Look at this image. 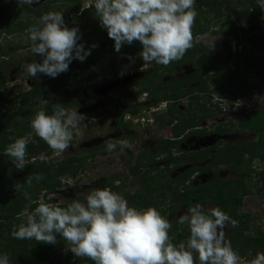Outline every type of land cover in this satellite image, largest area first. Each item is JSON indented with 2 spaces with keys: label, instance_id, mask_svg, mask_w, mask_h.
Wrapping results in <instances>:
<instances>
[{
  "label": "trees",
  "instance_id": "1",
  "mask_svg": "<svg viewBox=\"0 0 264 264\" xmlns=\"http://www.w3.org/2000/svg\"><path fill=\"white\" fill-rule=\"evenodd\" d=\"M239 1L240 5H250L249 8L255 5L258 8L256 12L260 9L255 0ZM58 2L57 0L49 1L37 8L31 6V4L20 7L17 0H12L10 3H0V70L3 77L7 76L10 71V60L18 66L25 65L27 63L26 57L34 55L30 49L31 41L26 30L36 25L40 17L47 12L58 11L63 13L65 23L69 28H79V35L81 36L79 41L93 35L95 37L93 44L97 45L95 48L85 49L86 51L91 49V54L83 62L74 59L68 70L59 74L56 78L47 75L40 76L39 79L35 77L37 80L31 90L19 93L12 99L4 100L0 90V200L8 199L10 202L5 205L4 202L0 201V255L7 254L11 264H94L88 258L74 257L71 254L64 260L55 258L51 261L50 256L53 252L62 254L66 250V245L59 236L57 237L58 243L55 245L37 243L34 239L33 241L17 240L11 236L13 224L18 225L22 222V219H17V214L25 210L28 205L33 204L25 199L23 194L25 189L22 188L16 192L14 187L16 183L23 185L27 176L34 177L36 174H42L44 179L40 182L33 179L32 186L26 190L34 201L41 199V195L44 194L42 198L45 202L57 203L55 199L47 198L48 195H54L56 191L63 187L61 179L82 171L87 161L97 157L99 155L97 151L103 148L102 146L93 148L91 150L93 153L89 157L78 158L73 156L61 162H54L53 156L51 160H46L51 157V154L48 153L51 149L35 135L27 146L26 160L28 163L23 171H18L14 167L11 158L5 155V150L10 143L33 131L30 124L36 112L43 110L51 115L52 105L55 103H60L68 109H72L75 103L78 104L79 101H76V95L80 92V89L71 90L75 79L80 78L83 80L96 77V68L112 71L118 67V60L115 58L117 55L130 56L124 58L121 64L141 69L140 72L146 74L145 77L133 83L136 88V97L148 94V97L153 101L152 107L155 108H159L161 103L167 104L166 116L168 117H160V114H157L154 123L160 128L165 125L172 127L176 139L183 136L186 139L191 135L205 136L208 133L193 132V129L201 127L204 122L216 118L214 114L205 112L204 115L198 114V108L194 107L198 98L197 94L208 91L213 85L218 88L216 91L222 98H229L225 86L230 84V89L243 90L240 96L243 98L247 95L244 89H249L251 85L248 79L251 72H255L254 74L260 80V84H264V71H261L264 68V57H259L260 52L264 50V30L261 36L254 38L255 40L250 38L244 44H241L238 41H241L246 35L244 31L247 25L239 26L235 22L231 27L232 31L226 32L232 37L233 42L224 46L226 63L222 65L219 64V54L212 53L202 46L195 47V38L207 33L211 26L209 21L204 24L200 13H198L195 20L196 24L192 29L193 47L186 52L183 59L172 62L167 67L153 62L151 68L143 69L144 62L139 56L142 51L140 42L136 41L131 45L125 44L117 52L114 47V40L110 39L107 30L100 26L94 7L84 8L81 5L82 0H62L66 3V6L57 5ZM197 3V12H200L205 3L210 5L209 11L211 13L217 12L215 7L217 2L215 0H197ZM249 8L240 14V20H249L256 17L260 18V22L264 25V12L262 14H249ZM257 25V21H255L251 23L250 28L260 30ZM234 29L236 31L240 30V32L237 34ZM17 37H27L28 46L25 51H22L23 53L16 50L17 53L14 54L8 48L13 46L14 43L10 39L15 40ZM25 55L27 56L24 57ZM33 57L31 62H42L43 57L39 58L38 55ZM189 66L193 67L194 72L191 74L183 73L185 67ZM70 70L72 71L69 72ZM232 70H235L234 74L228 77ZM211 72L215 73L212 77L209 76ZM27 77L32 79V77ZM212 79H215L214 82ZM104 83H110V80L105 79ZM0 85H2L1 81ZM100 85L102 84L96 86ZM127 93L130 95V92ZM49 95L52 96L50 100L37 109V106L43 103ZM186 100L189 101L188 111L194 112L190 116L186 114V109L185 111L178 109V106ZM81 101L84 104V100ZM138 114H142V110H122L117 116V127L123 130L138 127L125 119L127 115L136 116ZM216 132L222 135L235 132L254 137V140L236 145L219 142L214 148L185 154L181 157L182 159L185 158L192 163H205L206 161L207 163L203 167H191L172 180H169L170 175L177 168L182 167L184 162L178 164L177 161L181 158L173 155V151L179 148V142L164 140L158 145L156 152L152 153L147 150L137 157L135 165L130 167L129 172L132 176L139 175V179L144 180L145 184L141 187V190L126 193L124 197L129 200V206L138 209L152 206L157 208L165 217L169 212L174 214V210H178L180 207L186 206L188 208L196 203L201 204L204 208L210 205L218 206L244 227L241 229L238 226L229 227V231L234 233L231 237L228 236V241L231 242L233 249L242 258L247 250L252 251L255 255L264 248V234L258 231L253 237L248 235L251 221L249 216L243 213L242 202L244 197L256 191L257 194L264 197V171L258 175L260 178L259 183H263V186L260 188L251 186V184L253 185L254 173L251 170L252 162L257 158L264 160V107L245 117L237 126L232 121L228 124H220ZM119 139H126L133 144L135 136L131 133L115 140ZM120 150V147H117L111 153L101 150L100 155L108 156ZM41 153L48 154L39 157L38 155ZM212 157L213 160L208 162ZM162 160L169 161V163L163 171H159L156 165ZM128 165L130 166L129 163ZM173 165H176V167L170 170ZM227 170L230 171L233 178L225 181L220 177V174L222 171ZM197 174H210L213 175V179L207 183H202L196 178ZM18 176H21V179L16 181L12 179ZM128 177L118 176L103 179L96 188H110L114 192H119L120 185L124 184ZM117 180L121 181L118 186L116 185ZM7 184L10 185V189L4 191L3 185ZM166 193L168 196L165 199L168 203L161 206L158 199ZM177 200L179 201L177 202ZM36 206V204H33L29 211H32ZM165 207L166 209H164ZM183 227L184 225H176L173 231H170L169 234L173 239V243H176L178 239H184L183 236L177 235V232L181 231ZM173 236L176 238H173ZM189 236L190 230L188 228L185 237L188 238ZM245 237H247L246 240H244ZM71 261L74 262L71 263ZM196 264H199L198 257Z\"/></svg>",
  "mask_w": 264,
  "mask_h": 264
},
{
  "label": "clouds",
  "instance_id": "2",
  "mask_svg": "<svg viewBox=\"0 0 264 264\" xmlns=\"http://www.w3.org/2000/svg\"><path fill=\"white\" fill-rule=\"evenodd\" d=\"M33 2L17 0L20 7ZM91 3L88 7H94L100 26L115 42V50L119 52L123 45L138 41L144 64L155 62L167 67L183 59L193 47L192 28L198 16L196 0H91ZM256 5L264 10V0H256ZM26 31L32 53L43 57L40 63L34 61L21 67L29 77L44 74L56 78L68 70L74 59L83 62L91 54V49L86 51L78 43L79 28H69L61 12L43 14ZM96 46L93 44L92 48ZM85 119L78 110L55 103L51 115L43 110L36 112L30 127L53 153L62 154L71 146L74 135L81 134L80 125ZM30 139L31 133L17 138L5 150L18 171H23L28 163ZM105 144L109 153L117 146L121 150L133 147L126 139L108 140ZM33 179L40 182L44 177L27 176L25 184L14 186L16 192L25 189V199L37 205L32 211L25 208L17 214L22 222L12 226L14 239L55 245L59 236L67 251L94 264H196L197 257L199 264H264V252L246 260L225 239V228L229 224L236 227L238 222L218 206L205 209L199 203L190 205L177 221L178 225L188 226L190 236L186 242L176 244L169 234L171 222L155 207L129 206L122 194L110 188L93 189L86 202L73 199L67 206H62L63 201L49 203L43 198L34 201L26 190ZM0 264H11L7 254L0 255Z\"/></svg>",
  "mask_w": 264,
  "mask_h": 264
},
{
  "label": "rangeland",
  "instance_id": "3",
  "mask_svg": "<svg viewBox=\"0 0 264 264\" xmlns=\"http://www.w3.org/2000/svg\"><path fill=\"white\" fill-rule=\"evenodd\" d=\"M49 1H55V0H47ZM59 1L57 5H64L66 6V3L62 2V0ZM211 1V0H210ZM45 2V3H46ZM94 2V1H93ZM89 3H91V0H82L81 5L84 8H87ZM197 0H196V6H197ZM218 6L216 3V10L218 11ZM250 6V5H249ZM248 6V8H249ZM237 10V6L231 5L229 7L230 10H227L226 12L234 11L233 8ZM247 9V5L243 6L240 5L239 8L243 11V8ZM226 9V8H225ZM200 10V9H199ZM200 16L203 20V23L205 24L206 21L211 22L210 29L207 33L201 34L200 36L195 38V47L196 46H204L205 48H208L211 52L213 51L215 54H223V50L221 47V44H227L231 43V36L229 33H226L227 31H232V28H229V24L232 18L233 20L236 19V15H231L229 18L228 15L224 13V11L221 12H210L205 10V7H201ZM230 14V13H229ZM223 16V17H222ZM217 18H222L221 22L217 20ZM237 20V19H236ZM250 22L251 20H239L238 25L239 26H246L244 33L246 34L244 38L238 42L241 44H244L247 39L255 40L254 38H257L261 36L263 33V30H254L252 27L250 28ZM196 23H194L195 25ZM193 25V26H194ZM193 29V28H192ZM235 33H239V31H236ZM224 31V33L222 32ZM27 37L19 38L17 37L15 40L10 39L13 41V46H9L8 50L14 54H16V50H19L18 52L25 51L26 47L28 46L27 43ZM9 40V41H10ZM95 42V37L93 35H89L88 38L79 41L78 43L83 44L85 46V49L91 48L93 43ZM31 49V48H30ZM23 53V52H22ZM25 55L24 57H26ZM33 56L35 55H29V57H26V62L30 63L31 60H33ZM39 58H42L40 55H38ZM128 55H117L115 58L118 60L117 64L118 67L111 72L108 69H98L96 68L97 76L93 78H87L81 80L80 78H77L74 80V84L71 86V90L73 89H80V92L76 95V101H79L78 104H74L72 109L78 110L79 113L84 114L86 119L81 123L80 129L81 134L79 136L74 135L73 141L71 146L67 151H65L62 154H55L52 152V150L48 151V153L51 154V157H49L46 160H51L53 156L54 162H61L65 159H68L70 157H89L93 153L91 150L93 148H99L102 146V149H99L98 156L94 159H89L87 161L86 166L83 168L82 171H78L74 173L73 175H68L63 177L62 184L63 187L55 192L54 195H48V198L51 197V199H55L58 203L63 201L62 206H67V204L71 203L73 199H81V202H86V197L89 194V192L93 189H96L98 186V183L106 178H113L122 176L123 178L126 176H129L126 182L122 185H120L119 180L116 181V185H120V190L118 193L122 194L123 196L126 193L135 192L137 190H141V187L145 184L144 180L139 179L138 176H132L130 175L129 169L131 166L135 165L137 156L140 151H143L146 148L153 147L154 145H158V142L161 140H164L169 137L168 131L169 128L164 127H150V128H138V130H134L135 128H132L131 131L124 132V135H130L131 133L134 134L136 142L133 144L132 148H125L121 151H116L108 156H102L100 155L101 150H106V144L105 142L108 140H114L117 139L119 136H121V130L115 126L116 122V115L120 110H134V109H141L143 110L142 115L148 116L151 120H153L155 116V112H157V109L155 107H152V99H146V96L144 97H136V88L132 86V84L143 77H145V73H140V71H135V68L128 67L126 65L121 64V60L124 58H129ZM1 59V58H0ZM219 64H224L226 62V56L219 58ZM26 63V64H27ZM24 64L16 65L15 62L10 60V71L8 72L7 76H4L1 74L0 70V81L2 82V85H0V90L2 92L3 99L9 100L15 97L19 93L26 92L30 90L35 81L37 79L32 78L29 79L25 73L21 71V67ZM153 66L152 64H143L144 69H149ZM137 70V69H136ZM70 70L69 72H71ZM194 69L193 67L189 66L186 67L183 71L185 74H191L193 73ZM182 73V74H183ZM129 74V76H128ZM214 72L210 73V77L214 76ZM180 75V74H179ZM40 76H46L44 74H39L37 78L39 79ZM108 78V79H114L115 81L112 84L103 85L100 87H95L94 85L99 83L101 79ZM211 80V78H210ZM215 79H212V81ZM251 81V80H250ZM8 83V84H7ZM251 83V82H250ZM228 87V84L225 86ZM213 91V88H210V93ZM230 97L231 98H238L240 95V91H235L234 89H230ZM130 92V95L127 93ZM247 96L243 98V102H254L255 105L259 106L258 98L264 99V87L262 86H254L250 89L246 90ZM128 94V95H127ZM212 94V93H211ZM113 96L112 102H105L103 99L105 97ZM213 97H211L210 94L207 92L204 95L197 96V100L195 102L194 107L198 108V114L204 115L205 113L209 114H218V109L212 107V106H222L224 108L229 107L230 102L228 101L226 104L224 103H216V101H220L216 94H212ZM52 96L49 95L45 98V101L41 103L39 106H37V109L42 107L46 101L50 100ZM121 98L123 100H121ZM214 98V99H213ZM101 99V100H99ZM216 99V100H215ZM84 100V104L81 103ZM163 104L160 110H162L160 114V117L166 116V108ZM189 101H183L179 106L178 109L186 111V114L189 116L192 115L193 111H188ZM235 113L233 111L232 114H229L227 118H234ZM226 118V119H227ZM135 122L137 123L138 117H135ZM224 119H220L219 121H223ZM236 125L239 123V119H235ZM153 122V121H151ZM208 122V121H207ZM213 123V122H212ZM211 123V124H212ZM204 124V128L208 129L209 131L213 130L214 124ZM33 132V133H32ZM31 132V139L34 138L36 135L34 131ZM219 140L224 141L227 145H234L238 143H247L252 140H254V137L250 136H244L241 134L233 133L230 136H219L217 134H210L207 138H194L190 141L189 146L186 147L191 151V147L195 149H207L216 146L217 142ZM192 144V146H190ZM119 147V146H117ZM48 153H41L38 155L39 157H43ZM240 154V153H239ZM184 162V163H182ZM130 164V166L128 165ZM178 164L182 163V167L177 168L169 177V180L174 179L179 174L184 172L185 170L190 169L191 167L195 166L199 168L203 164L199 163H191L188 160H178ZM167 162L166 161H159L156 167L159 168V171H163L166 168ZM263 165V161L257 160L252 162L251 170L255 171L256 168ZM176 167V165H173L170 167V170H173ZM258 172V171H257ZM221 177L223 180L227 181L228 179H232L233 177L228 171H224V173H221ZM13 180H19L21 179V176L13 177ZM197 179L201 181L202 183H207L210 180L213 179V175H199L197 176ZM257 179V178H256ZM256 181V180H255ZM252 183L253 180H252ZM252 187L256 188L255 186L261 187L260 185H257L255 182V185H252ZM10 189V185H3V190L8 191ZM257 192V191H256ZM44 196V194L41 195V198ZM168 194H164L158 199L161 206H165L168 201H166L165 198H167ZM2 203L4 202L5 205L9 204L10 202L8 199H2L0 200ZM129 202V200L127 199ZM179 200H177L178 202ZM166 202V203H165ZM130 203V202H129ZM33 204L28 205L26 208L28 211L31 209ZM244 210L251 216V218L254 220L253 227L260 228L262 230V233L264 234V197L263 195H257L256 193H253L252 195L244 198ZM167 207V206H166ZM166 207L164 209H166ZM211 207H215L214 205L207 206L206 209H209ZM187 209L186 206L180 207L178 210H174L173 212H169L166 215V218L169 219V221L172 224V229L170 231H173L174 226L178 225L177 221L180 215L184 213V211ZM260 222V223H258ZM188 226L184 225L183 229L181 231L177 232L178 236H183L184 239H178L176 242L179 244L180 242H186L187 239L185 237V233L188 231ZM226 229V228H225ZM253 231V230H252ZM257 234V233H256ZM173 238H176L173 236ZM247 238H244L246 240ZM33 241V240H28ZM74 256L73 253L70 251H63L61 254L60 252H53L51 254L50 260H54L55 258H59L60 260H64L69 255ZM75 257V256H74ZM252 257L249 253V256L245 258L246 260H251ZM74 261H71L73 263Z\"/></svg>",
  "mask_w": 264,
  "mask_h": 264
},
{
  "label": "flooded vegetation",
  "instance_id": "4",
  "mask_svg": "<svg viewBox=\"0 0 264 264\" xmlns=\"http://www.w3.org/2000/svg\"><path fill=\"white\" fill-rule=\"evenodd\" d=\"M216 2H217V5L219 4V6H218V13L219 12H221V11H224V13L226 14V15H228L229 16V18L231 17V15H236V19L235 20H233V18L231 19V20H229L230 21V24H229V28H231V27H233V24L236 22L237 24L239 23V20H240V18H239V16H240V14L245 10H247L248 9V6L249 5H247V9L244 7L243 8V11L239 8V6H240V1L239 0H215ZM255 3H256V0H255ZM234 4H235V6H237V10L235 9V7L233 8V10L234 11H232L231 10V12H226L227 10H230L229 9V7L231 6V5H233L234 6ZM203 7H205V10H207V11H209L210 10V5L208 4V3H205L204 4V6ZM226 8V9H225ZM256 9H258L255 5L253 6V7H250L249 8V10H248V12H249V14H256V13H258V14H262V12H264V11H262V9L260 8L259 10H258V12H256L257 10ZM230 13V14H229ZM223 17V16H222ZM260 18H256V17H252L250 20H251V22H250V25H251V23H253V22H255V21H257V26H259V29L260 30H264V25H262V23L260 22V20H259ZM217 20L218 21H220V23H223V22H221V20H222V18H217ZM248 21V20H247ZM249 25V24H248ZM247 25V26H248ZM223 33H224V31H222ZM231 40H232V37H231ZM232 42H233V40H232ZM228 44V43H227ZM226 44H221V47H222V50H223V54H219V58L220 57H223L224 56V53H225V50H224V46H225ZM202 47H204V46H202ZM205 48V47H204ZM205 49H208V48H205ZM209 50V49H208ZM210 51V50H209ZM211 52V51H210ZM212 53H214L213 51H212ZM122 61V60H121ZM226 63V62H225ZM224 63V64H225ZM223 65V64H222ZM192 67V66H191ZM186 68V67H185ZM137 68H135V71H141V69H137ZM144 69V68H143ZM234 71L235 70H232L231 72H230V74H229V76L228 77H231L232 76V74H234ZM261 71H264V68H262L261 69ZM111 72V71H110ZM194 72V71H193ZM141 73V72H140ZM143 73V72H142ZM255 72H251V73H249V80H251V81H249V82H251L250 84V88L251 87H254V86H262V87H264V84H260V80L255 76V74H254ZM215 75V74H214ZM128 76H129V74H128ZM105 79H107L108 81L110 80V83H104V81H105ZM115 80L114 79H108V78H104V79H101L100 81H99V83H97V84H95L94 85V88L96 87L97 88V86L96 85H99V84H102V85H100V86H103V85H107V84H112L113 82H114ZM137 82V81H136ZM213 82H214V80H213ZM104 83V84H103ZM135 83V82H134ZM8 84V83H7ZM100 86H98V87H100ZM132 86H133V84H132ZM134 87V86H133ZM210 88H213V91L211 92L212 94L214 93V94H216L217 95V97L219 98V100L220 101H216V103H224V104H226L228 101L230 102V104H229V107H228V109L227 108H224V107H222L221 105L220 106H212V107H214V108H216V109H218V111H219V113L218 114H214L215 116H216V118L215 119H213V120H208V122L206 121V122H204L202 125H201V127H198V128H196V129H193V132H206V133H208V134H206L205 136H199V135H191V136H189L188 138H186V139H184V137L185 136H183L182 138H180V139H176L175 137H174V134H173V131H172V127H170V126H167L166 128H169V131L167 132L168 133V135H169V137L168 138H166V139H164V140H170V141H176V142H179V148H177V149H175L174 151H173V155H174V157H177V158H181L183 155H185V154H191V153H193V152H199V151H203V150H206V149H202V150H199V149H195V148H193V147H191V151L186 147L187 145L189 146V143H190V141L192 140V139H194V138H207L208 137V135H210L211 133L212 134H217V135H219V136H230V135H232L233 133H235V132H233L232 134H218L217 132H216V129L219 127V125L220 124H228L229 122H234V125H236V123H235V120H234V118L235 119H239L240 121H239V123L241 122V120H243L245 117H247V116H249V115H252V114H254L256 111H259L260 109H262L263 107H264V99L263 98H258V103H259V106L258 105H255V103L254 102H248V104H247V102H243L242 100H243V98H241L240 96H241V94H242V92H243V90H235V91H240V95H239V97L238 98H231L230 97V93H231V91H230V84L228 85V87H226L227 89H226V91H227V94H228V96H229V98H222L220 95H219V93L216 91V89H218L216 86H211ZM210 88H209V90L208 91H206L208 94H210L211 95V97H213L212 96V94L210 93ZM249 88V89H250ZM233 89V88H232ZM31 90V89H30ZM246 90H248V89H246ZM245 89H244V91H246ZM29 91V90H28ZM206 92H203V93H200V94H197V96H200V95H204ZM144 96H146V99L148 98V99H150L149 97H148V94H143L142 96H140V98L141 97H144ZM247 96V95H246ZM245 96V97H246ZM113 96H110V97H105L103 100L105 101V102H112V100H113V98H112ZM139 98V97H138ZM214 99V98H213ZM99 100H101V99H99ZM121 100H123L122 98H121ZM216 100V99H215ZM188 101V100H187ZM241 103V106L240 107H238V105ZM163 104H165V103H161V105L159 106V108H156L157 109V112H155V116L157 115V113H161L162 112V110H160V108L162 107V105ZM164 107L166 108V110H167V104L166 105H164ZM138 110H141V109H138ZM122 110H120L118 113H117V115H116V118H118L117 116H118V114L121 112ZM233 111H234V113H235V117L234 118H227L228 117V115L229 114H232L233 113ZM142 113H143V110H142ZM135 117H138V120H137V123H133V122H135ZM156 118V117H155ZM155 118L153 119V120H151L148 116H144V114L142 115V114H138V115H136V116H132V115H127V117L125 118L126 119V121H131L132 122V124L133 125H137L138 127H136V128H134L133 129V131L134 130H138V128H150V127H158L155 123H154V120H155ZM227 118V119H226ZM220 119H224L223 121H219ZM151 121H153V122H151ZM116 122H117V119H116ZM116 122H115V126L117 127V125H116ZM213 122V123H212ZM141 123V124H140ZM207 123H209V124H214V123H216L215 124V126H213V130L212 131H209L208 129H206V128H204V124H207ZM238 123V124H239ZM211 124V125H212ZM237 124V125H238ZM236 125V126H237ZM117 128H119V127H117ZM120 129V128H119ZM121 130V136H123L124 135V132H126V131H131V129L130 130H123V129H120ZM238 134V133H237ZM121 136H119L118 138H120ZM125 136V135H124ZM117 138V139H118ZM115 140V139H114ZM164 140H161L160 142H158V145L162 142V141H164ZM136 142V140H134V143ZM219 142H224V141H222V140H219L218 142H217V144L219 143ZM133 143V144H134ZM225 143V142H224ZM132 144V145H133ZM217 144H216V146H217ZM226 144V143H225ZM158 145H154L153 147H150V148H146V149H144L143 151H140L139 152V154H138V156L141 154V153H144V152H146L147 150H150L152 153H154V152H156V150L158 149ZM234 145H236V144H234ZM190 146H192V144L190 145ZM216 146H214V147H216ZM214 147H211V148H214ZM207 149H210V148H207ZM121 151V150H120ZM137 156V157H138ZM178 160H187V159H185V158H181V159H178ZM213 160V157L211 158V159H209L208 160V162H211ZM257 160H261V161H263V165L262 166H260V167H258V168H256L255 169V171H253L254 173H253V178H252V180H253V185H255V182H256V184L257 185H260L261 187L263 186V183H259V180H260V178H259V174L260 173H262L263 171H264V160H262V159H260V158H257V159H255V160H253V162L254 161H257ZM163 161V160H162ZM189 161V160H188ZM167 163H169V161H166ZM190 162V161H189ZM192 163V162H191ZM194 163H199V162H194ZM207 163V161L204 163V164H206ZM199 164H203V163H199ZM204 165H202V166H200V167H203ZM193 167H195V166H193ZM197 168V167H196ZM229 173H230V171L229 170H227ZM258 171V172H257ZM222 174L224 173L223 171L221 172ZM231 174V173H230ZM201 175V174H200ZM203 175H210V174H203ZM197 176H199L198 174L196 175V178H197ZM220 177H221V174H220ZM222 178V177H221ZM257 178V179H256ZM256 180V181H255ZM256 194H257V192H255ZM252 195V194H251ZM257 195H260V194H257ZM248 196H250V195H248ZM248 196H246V197H248ZM246 197H244V198H246ZM58 203V202H57ZM243 203H244V199H243V202H242V210H243V213L246 215V216H249V219H250V229H249V231H248V235H250L251 237H253L254 236V234L256 233V232H258V231H261L262 232V230L260 229V228H254L253 227V219L251 218V216L249 215V214H247V212L244 210V206H243ZM211 206V205H210ZM207 207V206H206ZM206 207H205V209H206ZM263 221H264V219H263ZM258 223H260V222H258ZM231 226V224H229L227 227H226V229H225V239L226 240H228V238L229 237H231L232 236V233L229 231V227ZM238 228L239 229H241V228H244V227H242V224H238ZM253 230V231H252ZM234 234V233H233ZM229 236V237H228ZM245 238H247V237H245ZM259 252H264V248L262 249V251H259ZM249 253H250V255L252 256V257H255V255L252 253V251H250V250H247L246 251V254H245V256L243 257V258H247L248 256H249Z\"/></svg>",
  "mask_w": 264,
  "mask_h": 264
},
{
  "label": "water",
  "instance_id": "5",
  "mask_svg": "<svg viewBox=\"0 0 264 264\" xmlns=\"http://www.w3.org/2000/svg\"><path fill=\"white\" fill-rule=\"evenodd\" d=\"M47 0H38V1H34L31 6H33L34 8H37L39 6H41L42 4H44ZM12 2V0H0V3H10Z\"/></svg>",
  "mask_w": 264,
  "mask_h": 264
},
{
  "label": "built area",
  "instance_id": "6",
  "mask_svg": "<svg viewBox=\"0 0 264 264\" xmlns=\"http://www.w3.org/2000/svg\"><path fill=\"white\" fill-rule=\"evenodd\" d=\"M89 4H92V3H89ZM88 8H89V7H87V9H88ZM259 57H264V50H263L262 52H260Z\"/></svg>",
  "mask_w": 264,
  "mask_h": 264
}]
</instances>
